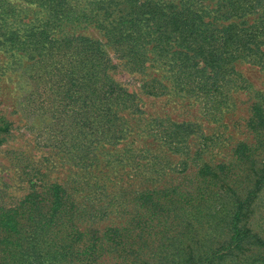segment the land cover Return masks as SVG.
<instances>
[{
	"label": "rangeland",
	"instance_id": "1",
	"mask_svg": "<svg viewBox=\"0 0 264 264\" xmlns=\"http://www.w3.org/2000/svg\"><path fill=\"white\" fill-rule=\"evenodd\" d=\"M10 1L18 16L1 22L11 38L0 36V212L53 200L62 190L78 209L84 201L106 205L111 213L94 222L102 230L124 221L117 211L132 207L127 200L111 209L109 192L182 171L200 185L199 167L224 163L235 195L219 183L206 186L204 194L218 198L196 225L224 242L237 223L238 194L252 190L255 198L237 225L246 223L250 235L264 240V151L251 161L237 151L255 142L246 126L254 107L264 113V37L259 46L256 34L254 41L245 36L252 42L241 49L226 47L219 25L234 19L211 16L210 1L193 6L201 17L193 35L174 34L160 12L177 0H123L117 8L112 0L50 1L60 8L48 0ZM0 5L8 11L6 2ZM150 6L159 12L152 21ZM111 18L118 19L115 29ZM26 35L40 40L38 48L18 42ZM188 35L193 49L178 53L175 39ZM238 260L239 254L230 264Z\"/></svg>",
	"mask_w": 264,
	"mask_h": 264
},
{
	"label": "trees",
	"instance_id": "2",
	"mask_svg": "<svg viewBox=\"0 0 264 264\" xmlns=\"http://www.w3.org/2000/svg\"><path fill=\"white\" fill-rule=\"evenodd\" d=\"M0 1L8 4V11L6 7L0 5V31L3 29L0 36L4 40H10V32L6 31L7 27H3L1 22L5 20L7 14L10 17L12 14L18 16V13L10 11V7L13 6L10 0ZM50 1L48 0L50 7L54 4L60 8L58 2L51 4ZM67 1L69 0L64 2ZM203 1H210L216 6L212 10L215 14L211 15L214 18L225 21L234 19L219 25L221 26L219 31L222 32L219 38L226 47L232 44L241 49L240 46H246L254 41L256 34L254 46L262 45L258 37L260 35L264 37V0H177L175 5H160L165 9L160 12L169 16L168 28L174 34L193 35L196 34L195 29L198 26L196 19L201 18L197 16L198 8L193 6L198 2L204 3ZM121 3L123 0H112L115 8ZM153 8L150 6L151 21L159 15ZM105 11L107 12V8ZM251 14L256 16L253 22L235 21ZM13 20L15 21V17L8 20V23H12ZM117 20V18L108 20L112 29L117 27L115 24ZM27 24L29 23L24 22V25ZM114 34L108 35L113 37ZM190 35L183 37L182 40L175 39L180 41L176 45L178 53L180 51L188 55L184 51L193 49L196 40H192L194 36ZM245 36L252 41L245 40ZM229 38L232 41H229ZM17 40L35 48H38L40 41L36 37L30 41L27 35ZM160 40L162 41V38ZM203 59L209 61L206 57ZM262 111L260 107H254V112L246 122V126L255 135V142L241 143L237 148L238 155L240 153L242 157H249L250 161L254 155L264 151ZM251 151L254 152L252 156ZM215 168L222 174L209 175ZM226 168L227 165L224 163L215 166L202 165L196 172L202 176L200 181H203V184L200 185L189 181L188 172L182 171L176 177L162 174L159 178L146 177L143 183H140L147 182L143 187L139 186L138 189L129 190L130 192L126 189L109 192L107 196L111 209L123 205L127 200L132 207L129 210L117 211L120 214L116 217H121L124 221L107 225L102 230L96 229L97 225H94V222L108 217L111 213L109 208L97 202L84 201L78 209L75 206L78 201L75 198L70 200L62 190L53 195V200L40 198L34 206L2 210L0 264H230V260L237 254L240 259L237 264H264V240L250 235L246 223L237 225L249 212L247 208L255 198L252 190L251 193L238 194L233 211L237 223L234 224L232 231L227 232L228 239L224 242L216 243L212 234L206 233V228L196 225L197 220L203 219L206 214L212 197L218 198L215 193L206 192L205 195L206 186L215 188L219 183V187H227L235 195L233 187L229 185L231 178L225 172ZM261 180L262 178L256 182ZM189 184L193 185V189L187 187ZM184 216H188L187 220ZM35 220L38 223L31 225ZM249 247H252L254 252L246 256Z\"/></svg>",
	"mask_w": 264,
	"mask_h": 264
}]
</instances>
